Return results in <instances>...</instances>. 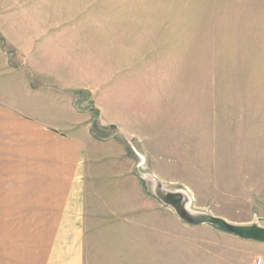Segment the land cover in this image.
Here are the masks:
<instances>
[{
    "label": "rangeland",
    "instance_id": "obj_1",
    "mask_svg": "<svg viewBox=\"0 0 264 264\" xmlns=\"http://www.w3.org/2000/svg\"><path fill=\"white\" fill-rule=\"evenodd\" d=\"M194 6L204 47L186 62H22L32 88L70 94L91 117L88 264H264L263 241L174 206L264 226V0Z\"/></svg>",
    "mask_w": 264,
    "mask_h": 264
},
{
    "label": "crops",
    "instance_id": "obj_2",
    "mask_svg": "<svg viewBox=\"0 0 264 264\" xmlns=\"http://www.w3.org/2000/svg\"><path fill=\"white\" fill-rule=\"evenodd\" d=\"M202 1L0 0V264H88L96 225L91 117L70 94L32 88L22 62H186L204 47Z\"/></svg>",
    "mask_w": 264,
    "mask_h": 264
},
{
    "label": "bare ground",
    "instance_id": "obj_3",
    "mask_svg": "<svg viewBox=\"0 0 264 264\" xmlns=\"http://www.w3.org/2000/svg\"><path fill=\"white\" fill-rule=\"evenodd\" d=\"M164 194H168V192L164 191ZM178 195H179V193H172V194L170 193V196L176 197ZM182 213L185 214L190 219H192L193 221H196V222H206L208 219L213 218V216H211V215L193 212L192 210H189L186 207L183 208ZM235 228L242 235H245L249 238H250V236H252V237H255L256 239L264 242V226H261L257 222H253L251 224L235 225Z\"/></svg>",
    "mask_w": 264,
    "mask_h": 264
},
{
    "label": "water",
    "instance_id": "obj_4",
    "mask_svg": "<svg viewBox=\"0 0 264 264\" xmlns=\"http://www.w3.org/2000/svg\"><path fill=\"white\" fill-rule=\"evenodd\" d=\"M162 191H163L162 194H163L165 197L169 198L168 195L170 196V192L167 191L168 194H164V190H162ZM171 194H172V193H171ZM174 206L176 207L178 213L181 215V217H182L183 219H185L186 221L192 222V223H197L196 221H193L192 219H190L189 217H187L185 214L182 213V210H183V208H184V205L182 206V204H180V203H178V202L175 201V202H174ZM187 209H188V208H187ZM206 222H212V223H215L216 225H218V226H220V227H222V228H224V229H226V230H228V231H230V232H233V233H235V234H237V235H239V236L247 237V236L242 235L241 233H239V232L237 231V229L235 228V225H234V224L228 223V222H226V221L223 220V219L213 217V218L208 219ZM250 238H255V237L250 236Z\"/></svg>",
    "mask_w": 264,
    "mask_h": 264
}]
</instances>
